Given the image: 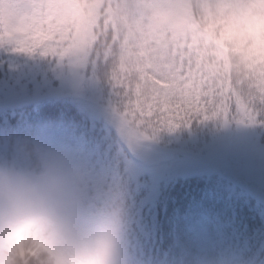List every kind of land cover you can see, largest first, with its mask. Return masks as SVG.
Returning a JSON list of instances; mask_svg holds the SVG:
<instances>
[{"label": "snow or ice", "instance_id": "1", "mask_svg": "<svg viewBox=\"0 0 264 264\" xmlns=\"http://www.w3.org/2000/svg\"><path fill=\"white\" fill-rule=\"evenodd\" d=\"M247 2L5 0L0 46L77 62L94 53L107 65L112 110L129 142L193 119L254 124L264 118V60L234 76L204 23L213 5Z\"/></svg>", "mask_w": 264, "mask_h": 264}, {"label": "trees", "instance_id": "2", "mask_svg": "<svg viewBox=\"0 0 264 264\" xmlns=\"http://www.w3.org/2000/svg\"><path fill=\"white\" fill-rule=\"evenodd\" d=\"M65 59L68 61L66 62ZM71 60L73 59L69 57L42 56L35 51L32 54L20 52L14 57L7 55L0 46V161L2 163L14 160L13 145L16 141L11 135L21 120L22 108L28 106L25 100H22L26 95L23 90L28 91L33 85L40 87L46 84L52 85L63 73L62 70H57V64L66 65L72 71L74 68L69 66L72 64ZM42 61L47 65L45 72L32 77L28 69ZM79 64L90 68V71L98 69L101 75L98 88L97 83L89 84L83 77L75 82L80 91L86 95L83 103L93 110L92 118L87 120L89 133L84 136L81 152L79 151L80 156L89 157L82 171L84 179L81 191L85 199H90L95 194L116 186L126 189L130 210L125 246L129 256L142 264H172L174 238L166 227V222L172 212L176 196L180 187L185 189L186 185H189L192 188V185H195L194 181L202 173V167L209 166L220 156L219 162L222 165L226 159L224 167L227 169L232 163L236 164V169H243L247 173L246 176L239 173L237 178L248 181L260 193V198L248 193L253 207L249 209L242 207L244 205L242 203L240 217L236 212L237 222L241 225L246 239L243 247H240L241 257L238 256L230 264H264V214L259 212V209L264 210V118L258 117L254 124L236 123L233 120L219 122L220 119H213L214 125L211 130H208L207 120L193 119L187 126L180 125L173 130L166 129L168 136L175 132L179 138L195 136L197 139H204L209 131L215 135L219 129L225 143L221 152L210 153L208 164H195L168 156L173 158L170 162L145 168L136 162V158L129 152L133 141L129 142L121 134L118 120L111 105L108 104L114 97L112 92L108 94L111 86L105 76L106 63L97 59L94 53H89V56ZM28 93L31 94L30 91ZM30 94V98L38 97L36 94L32 96ZM184 128L189 133L179 134ZM215 128L217 130L214 131ZM163 131L164 129L155 137H142L140 141L142 144L161 143L160 140L163 138L160 134ZM239 131L243 136L244 147L239 157H235L232 145L234 135L238 137ZM156 137L159 139L155 141ZM197 145H199L198 140ZM133 147L137 151V145ZM230 159L231 161L228 162ZM190 191L191 189L188 191L189 196L192 195ZM236 235L233 234L232 237L235 238Z\"/></svg>", "mask_w": 264, "mask_h": 264}, {"label": "clouds", "instance_id": "3", "mask_svg": "<svg viewBox=\"0 0 264 264\" xmlns=\"http://www.w3.org/2000/svg\"><path fill=\"white\" fill-rule=\"evenodd\" d=\"M204 23L234 76L264 60V0L213 5ZM13 147L14 160L0 163V264H130L126 189L85 199L82 171L62 155L28 141Z\"/></svg>", "mask_w": 264, "mask_h": 264}, {"label": "rangeland", "instance_id": "4", "mask_svg": "<svg viewBox=\"0 0 264 264\" xmlns=\"http://www.w3.org/2000/svg\"><path fill=\"white\" fill-rule=\"evenodd\" d=\"M4 3L5 0H1V14ZM3 46L7 50L5 51L7 55L16 52L10 45ZM65 61L67 62L68 59ZM71 61L72 64L69 66L74 68L72 71L66 65L57 64V70H62L63 73L52 85L46 84L41 87L33 85L28 90L31 94L23 90L26 95L22 100L24 99L27 105L31 106L25 105L22 108L21 120L15 127L13 137L15 141H28L40 145L52 154L62 155L70 166L78 167L83 171L89 157L85 155L80 157L79 151L81 152L84 136L89 133L87 120L92 118L93 110L83 103L86 95L80 91L75 82L83 77L89 84L97 83L98 88L101 75L98 69L90 71V68H85L79 64L80 62ZM46 68L47 65L42 61L28 70L33 77L44 73ZM90 72L93 74L91 75ZM105 76L107 79V71ZM110 92L112 91L108 94ZM29 94L31 96L36 94L38 97L33 99ZM113 102L114 98H111L108 104L112 107ZM207 125L208 130H211L214 120H207ZM220 131L218 129L215 135L209 131L204 139H197L195 136L179 138L175 132L168 136L164 129L160 134L163 138L160 140L161 143L142 144L140 141L142 137H139L132 142L133 145H137V151L132 144L129 151L136 158V162L145 168L170 162L173 158L195 164H208L210 153L221 152L225 143ZM188 133L185 128L179 132L182 135ZM158 139L156 137L154 140ZM232 147L235 151L234 156L239 157L244 147L241 131L238 137L234 135ZM219 159L220 156L213 160L212 164L209 163V166L202 167V173L194 181L195 185L193 184L192 188L189 185H186L185 189L180 187L166 222V227L174 238L172 264H230L238 256L241 257L240 247H243L246 238L241 225L237 222L236 212L240 217L242 207L248 209L253 207L248 196L249 187L242 186V183L245 182L248 186L256 188L248 181L236 179L239 173L246 176L247 173L243 169H236L235 163L229 164L230 168L227 169L224 167L226 159L223 165ZM190 189L191 196L188 195ZM242 203L244 205L241 207ZM259 212L264 214L262 209H259ZM233 234H237L235 238L232 237ZM128 257L130 264H142L134 261L129 254Z\"/></svg>", "mask_w": 264, "mask_h": 264}]
</instances>
